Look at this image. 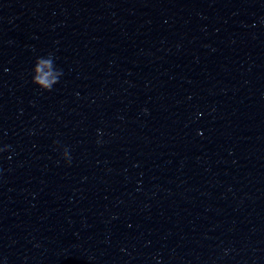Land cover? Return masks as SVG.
Listing matches in <instances>:
<instances>
[{
	"label": "water",
	"instance_id": "1",
	"mask_svg": "<svg viewBox=\"0 0 264 264\" xmlns=\"http://www.w3.org/2000/svg\"><path fill=\"white\" fill-rule=\"evenodd\" d=\"M5 147L0 264H264V0H0Z\"/></svg>",
	"mask_w": 264,
	"mask_h": 264
},
{
	"label": "clouds",
	"instance_id": "2",
	"mask_svg": "<svg viewBox=\"0 0 264 264\" xmlns=\"http://www.w3.org/2000/svg\"><path fill=\"white\" fill-rule=\"evenodd\" d=\"M32 71L35 73L33 75L32 83L43 91H51L62 75V71L56 69L54 65L52 54H49L47 58H37ZM0 151H7V147L0 149ZM63 155L65 160L70 162L67 149H65Z\"/></svg>",
	"mask_w": 264,
	"mask_h": 264
}]
</instances>
